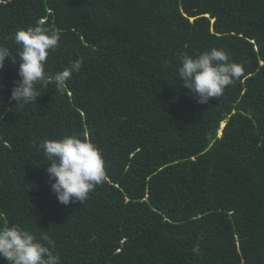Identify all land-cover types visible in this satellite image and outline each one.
<instances>
[{
    "label": "trees",
    "instance_id": "16d2710c",
    "mask_svg": "<svg viewBox=\"0 0 264 264\" xmlns=\"http://www.w3.org/2000/svg\"><path fill=\"white\" fill-rule=\"evenodd\" d=\"M38 23L60 34L49 77L83 65L19 106L5 61L0 227L47 232L62 264H264V0H0V46L17 59L14 33ZM213 47L244 73L200 104L180 58ZM65 136L105 160L84 203L58 201L38 147Z\"/></svg>",
    "mask_w": 264,
    "mask_h": 264
},
{
    "label": "clouds",
    "instance_id": "9594fccd",
    "mask_svg": "<svg viewBox=\"0 0 264 264\" xmlns=\"http://www.w3.org/2000/svg\"><path fill=\"white\" fill-rule=\"evenodd\" d=\"M13 40L17 45L18 59L8 47L0 46V73L9 57L11 63L19 64V79L11 90L15 105L26 106L35 102L41 96L37 85L47 86L48 79L54 81L58 92H62L66 83L82 68L83 57H80L54 76L49 77L46 73L49 53L58 48L60 41L57 30L38 23L34 27L17 30ZM243 73L242 64L231 61L225 50L213 47L195 57L182 55L178 79L189 94L197 98L198 103L208 104L212 98L222 96L225 89L239 80ZM4 87L0 83V88ZM38 147L43 150L47 160L45 164L49 165L46 171L51 189L61 204L84 203L89 194L106 179L102 151L86 138L65 136L59 140L45 139ZM55 248L56 242L47 232L37 237L19 225L0 227V257L8 264H62ZM199 251L200 245L197 243L193 252Z\"/></svg>",
    "mask_w": 264,
    "mask_h": 264
},
{
    "label": "rangeland",
    "instance_id": "374dc122",
    "mask_svg": "<svg viewBox=\"0 0 264 264\" xmlns=\"http://www.w3.org/2000/svg\"><path fill=\"white\" fill-rule=\"evenodd\" d=\"M225 127V123H224V125L222 126V129Z\"/></svg>",
    "mask_w": 264,
    "mask_h": 264
}]
</instances>
